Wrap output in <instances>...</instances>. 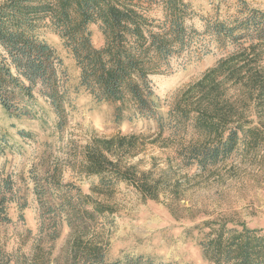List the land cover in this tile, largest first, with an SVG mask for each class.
I'll use <instances>...</instances> for the list:
<instances>
[{
	"label": "trees",
	"instance_id": "16d2710c",
	"mask_svg": "<svg viewBox=\"0 0 264 264\" xmlns=\"http://www.w3.org/2000/svg\"><path fill=\"white\" fill-rule=\"evenodd\" d=\"M154 10L160 16L154 15ZM218 16L206 20L198 30L189 23L194 10L188 0H3L0 103L10 116L21 118L29 111L21 110L15 96L34 99L39 83L46 87L43 93L55 112H62L68 90L61 79L66 71L55 48L41 36V28L49 26L73 54L80 69L79 87L99 102L114 103L117 120L130 109L135 115L158 116L159 131L166 129L174 138L179 167L194 166L203 172L241 145L252 149L264 140L263 128L248 118L245 110L250 104L254 110L264 108V10L238 0L234 12ZM91 24L98 25L103 34L100 46L94 44ZM202 33L210 35L218 46L232 49L176 96L168 116L163 117L157 112L160 98L151 75L166 72L170 60L189 49ZM229 87L235 88L234 98L226 96ZM57 127L61 128L62 122ZM140 139L137 133L94 136L83 146L80 166L87 175L99 177V184L92 186L99 196L110 195L121 181L133 185L143 200H159L169 189L178 195L180 181L172 179L170 170L155 175L125 163L129 155L138 152ZM33 181L36 195L47 200V212L52 216L46 232L49 239L55 241L60 235L62 219L70 232L60 264H175L128 255L109 261L95 223L98 217L114 212L111 204L82 193L74 183H62L56 163L40 169ZM13 187L9 175L0 178L3 223L12 219L8 208L14 200L7 192ZM193 228L200 232L198 244L205 258L214 264H264V228L215 221ZM51 254V249L39 243L22 261L2 253L0 264H59Z\"/></svg>",
	"mask_w": 264,
	"mask_h": 264
},
{
	"label": "rangeland",
	"instance_id": "374dc122",
	"mask_svg": "<svg viewBox=\"0 0 264 264\" xmlns=\"http://www.w3.org/2000/svg\"><path fill=\"white\" fill-rule=\"evenodd\" d=\"M188 1L194 10L189 23L202 30L206 20L234 12L238 0ZM245 1L264 10V0ZM153 14L160 16L158 10ZM90 30L94 44L100 46L103 34L99 26L91 24ZM41 36L62 58L66 76L61 83L68 91L60 114L44 95L46 87L39 83L33 91L34 99L15 96L23 106L21 110L29 111L21 118L10 116L0 103V178L9 175L14 184L12 191L7 192V197L14 200L8 208L12 219L0 222V256L10 253L22 261V256L30 257L36 245L42 243L51 249V258L62 263V248L70 236L66 220L62 219L58 238L51 241L46 232L50 230L52 216L47 212V200L36 195L33 181L35 173L55 163L61 168L62 183H74L82 193L111 204L114 212L106 213V218L98 217L95 223L109 261L128 255L154 262L214 264L205 258L198 244L200 232L193 228L195 225L215 221L264 228V140L252 149L241 145L228 158L203 172L194 166L180 168L175 159L174 138L166 129L159 131L158 116L135 115L130 109L117 120L114 103L99 102L79 87L80 69L62 38L49 26L41 28ZM231 49L218 46L210 35L202 33L189 49L170 60L166 72L151 75L160 98L158 114L167 117L176 96L199 81ZM262 62L264 65V57ZM234 93V87L226 89L227 97L234 98ZM249 106L245 109L247 117L260 124L264 133V108L254 110L253 104ZM60 122L62 127L58 128ZM21 131L25 135H20ZM120 133H137L141 137L138 152L129 155L125 163L155 175L162 169L170 170L172 179L180 181L178 195L169 189L161 193L159 200H143L140 192L125 181L114 186L110 195L99 196L93 191L99 177L87 175L80 166L82 148L94 136Z\"/></svg>",
	"mask_w": 264,
	"mask_h": 264
}]
</instances>
